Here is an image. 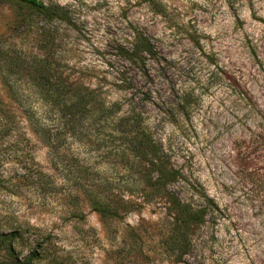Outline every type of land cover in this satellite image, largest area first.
<instances>
[{
	"label": "rangeland",
	"instance_id": "1",
	"mask_svg": "<svg viewBox=\"0 0 264 264\" xmlns=\"http://www.w3.org/2000/svg\"><path fill=\"white\" fill-rule=\"evenodd\" d=\"M41 1L62 8L66 18L45 19L25 5L0 3V49L50 54L69 81L101 88L107 101L124 102L134 93L180 170L172 189L184 201L204 204L208 197L218 210L196 227L189 252L176 258L166 199L122 218L100 216L79 191L68 197L75 191L61 162L75 164L74 153L109 170L103 144L95 150L74 142L54 155L25 122L30 153L0 152V234L39 225L58 242L63 264H264V0ZM134 31L157 49L149 78L123 53ZM121 78L134 79L142 92L121 89ZM0 97L15 105L1 76ZM88 138L103 143L106 136L100 131ZM26 158L55 179L47 195L12 185ZM75 205L83 223L69 213ZM8 245L0 237V264H15L31 251L22 239L14 252Z\"/></svg>",
	"mask_w": 264,
	"mask_h": 264
},
{
	"label": "trees",
	"instance_id": "2",
	"mask_svg": "<svg viewBox=\"0 0 264 264\" xmlns=\"http://www.w3.org/2000/svg\"><path fill=\"white\" fill-rule=\"evenodd\" d=\"M13 2L37 10L45 19L67 16L62 8L41 0H0L1 4ZM126 43L123 53L127 61L137 68L140 76L149 78V60L156 57V46L139 31L129 35ZM57 66L50 54L30 56L23 54L21 49H0V76L7 86L8 97L15 102L9 105L0 97V152L30 153L25 124L54 155H58L59 148L70 151L74 142H89L95 150L103 144L107 158L112 160L108 161L111 163L109 170L102 171L74 153L72 161L75 164L61 162L67 174L63 178L72 181L70 187L75 191L68 197L76 199L79 191L104 218H122L144 203L166 199L174 219L169 239L171 254L177 258L188 253L192 247V233L205 222L209 213L218 210L216 203L208 197L204 204L184 201L172 189L181 177L180 170L171 164L162 144L154 137L147 116L134 100V93L131 94L133 98L124 102L107 101L101 88L69 81V75ZM25 79L27 87L22 85ZM120 80L121 89L140 90L134 79ZM142 94L145 96L147 92ZM100 131L106 136L103 143L88 138L90 133ZM24 162L22 173L10 178L12 185L23 183L37 193L43 192L42 196L47 195L56 185L55 179L38 168L34 161L26 158ZM69 213L83 223L84 216L78 206ZM19 228L13 227L6 236L0 234L3 242L8 239V247L13 252L20 239L31 249L15 264H63L56 253L58 242L51 233H46L39 225H28L25 230Z\"/></svg>",
	"mask_w": 264,
	"mask_h": 264
}]
</instances>
